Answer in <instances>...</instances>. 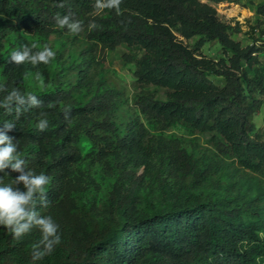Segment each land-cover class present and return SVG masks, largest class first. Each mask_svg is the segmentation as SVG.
<instances>
[{
  "label": "trees",
  "instance_id": "trees-1",
  "mask_svg": "<svg viewBox=\"0 0 264 264\" xmlns=\"http://www.w3.org/2000/svg\"><path fill=\"white\" fill-rule=\"evenodd\" d=\"M60 3L63 8L56 6ZM94 4L0 0V84L5 88L0 98L16 87L36 94L41 102L37 107L26 100L20 107L28 110L7 134L14 138L25 170L50 177L47 206L36 194L33 210L50 216L61 236L51 254L34 259L44 250L39 228L33 226L17 239L0 227V264H264V140L254 123L264 102V44L241 46L230 36L232 27L204 0H122L119 14L100 12ZM255 12L264 19V2L256 4ZM68 13L83 22L84 30L77 35L56 24L58 14ZM93 21L97 27L89 31ZM12 30L20 32V40L3 53ZM29 33L41 46L27 39ZM179 36L195 38L193 45ZM53 38L69 42L80 58L69 66L73 80L68 87L50 70L61 57L59 51L53 50L55 59L48 65L35 67L17 66L9 58L24 45L52 48ZM215 40L223 57L198 54L205 42ZM121 45L128 49L124 62L134 66L138 114L120 128L109 115L115 103L110 85L100 91L102 81L97 82L88 98L71 95L84 84L91 89L90 69ZM37 73L44 82L41 90L23 84L26 75ZM214 77L223 83L216 84ZM150 86L162 88L165 97ZM41 113L49 122L43 132L36 127ZM14 117L0 109V127ZM173 126L193 137L205 136V144L193 139L186 147L182 136L165 134ZM96 129L101 133L91 134ZM80 132L97 139L104 165L118 173L99 205L82 201L81 174L73 172L74 167L81 171ZM18 175L5 169L0 184H14ZM146 177L158 192L139 206L135 189L122 181L129 178L139 187ZM14 187L23 190L22 184Z\"/></svg>",
  "mask_w": 264,
  "mask_h": 264
},
{
  "label": "rangeland",
  "instance_id": "rangeland-1",
  "mask_svg": "<svg viewBox=\"0 0 264 264\" xmlns=\"http://www.w3.org/2000/svg\"><path fill=\"white\" fill-rule=\"evenodd\" d=\"M204 1L215 8L217 16L222 22L232 27L230 29V36L233 40L239 42L241 46H247L253 43L256 45L264 44V19L255 12L256 4L264 2V0H233L219 3L208 0ZM233 9L235 12L232 13ZM18 34H20L18 30H12L8 33L4 40L3 53H8L16 46L17 41L20 40V37H17ZM25 36L31 42H37L36 35L33 33L26 34ZM179 38L189 46H192L195 40V38L186 40L181 36ZM50 43L52 49L59 51L61 54V57L57 61H53L50 70L53 71V74H59L62 85L68 87L66 84L68 80H73V74L69 71V66L72 61L77 63L80 60L77 56V49L69 42L62 44L56 38L50 39ZM38 45L41 46V43H38ZM127 51L128 49L124 45H121L112 51L106 52L103 58L99 57L98 62L94 64L96 69H90L89 71V75L91 76V89L84 84L77 87L71 95L74 98H82L83 96H87L88 98L93 94V90L96 91L94 85L97 82L102 81L100 91H104L106 86L110 85L109 87H112L114 91L111 95V100L115 103L111 104L112 109L109 115L120 128L126 120L138 114L137 106L133 101L134 95L137 93L134 86V66L132 63L124 62L122 58V55ZM198 54L213 60H218L224 56L217 40L205 42ZM261 59L263 60L264 57L262 56ZM98 71L101 72L104 78L99 77ZM53 79L55 80V78L50 77V80L55 82ZM213 79L216 84L223 83L222 78L214 77ZM23 84L32 90H41L44 87V82L43 87H41L40 81L32 74L24 77ZM149 90L155 92L160 98L165 97L162 88L150 86ZM139 116L141 120L146 122L142 115ZM103 117L104 115L101 114L97 116V119L102 120ZM254 123L256 132L264 140V102L259 113L254 116ZM152 132L157 133L158 131L152 129ZM93 133L99 135L101 131L100 129H96L91 132V134ZM165 134L182 136L184 139L183 144L188 148L193 144V139L194 143L205 144V136L197 135V137H193L179 126L169 128L165 131ZM77 146L80 154L79 168H81V171H78L77 167H74L73 172L75 174H81L80 183L83 189H85V195L82 197V201L86 203L88 200H94L95 204L99 205L112 190L118 173L115 172L114 168L104 165V158L97 153V139L95 137L80 132L77 137ZM122 183L124 187L135 189V194L140 201L139 206H142L144 201L150 199L152 195H156L158 192L155 183H152V180L147 179V177L139 187L133 186V180L129 178H125ZM78 193L77 191L74 192L76 195Z\"/></svg>",
  "mask_w": 264,
  "mask_h": 264
},
{
  "label": "clouds",
  "instance_id": "clouds-1",
  "mask_svg": "<svg viewBox=\"0 0 264 264\" xmlns=\"http://www.w3.org/2000/svg\"><path fill=\"white\" fill-rule=\"evenodd\" d=\"M122 0H95L94 8L103 12L104 10H115L117 14L120 12ZM57 7L63 8L64 4L60 3ZM56 24L59 28H66L72 35L82 32L83 22L72 19V14L56 16ZM97 24L93 21L89 23V31L94 30ZM33 49H36L33 51ZM10 61L19 66L22 64H30L35 67L38 64L48 65L55 59V52L52 48L44 45L42 48L36 44L24 45L18 50L10 53ZM36 78L43 87V78L40 73L36 74ZM4 85L0 84V92H4ZM27 102L31 106H39L40 101L37 95L33 93H23L20 89L13 87L8 91L7 95L0 98V109H4L8 116L15 113L13 120L4 121L3 127H0V172L10 168L12 171L18 172L15 177L14 184H0V227L7 229L14 238H20L24 234L29 233L33 226L39 228L41 232V243L44 244V250L36 252L34 259H41L45 255H49L54 251L56 245L61 242V236L58 234L59 226L50 216H41L33 210L36 203V194H40L47 206L46 188L50 183V177L44 173H35L32 170H25V160L22 159L17 150V144L13 142L14 138L7 133L15 127V121L19 120L22 111L20 106ZM68 107L64 111L67 112ZM40 119L37 121L36 127L43 132L48 127V119L46 114L41 113ZM23 185V190L14 185Z\"/></svg>",
  "mask_w": 264,
  "mask_h": 264
},
{
  "label": "bare ground",
  "instance_id": "bare-ground-1",
  "mask_svg": "<svg viewBox=\"0 0 264 264\" xmlns=\"http://www.w3.org/2000/svg\"><path fill=\"white\" fill-rule=\"evenodd\" d=\"M235 12V10L233 9L232 13ZM235 15V14H234Z\"/></svg>",
  "mask_w": 264,
  "mask_h": 264
}]
</instances>
